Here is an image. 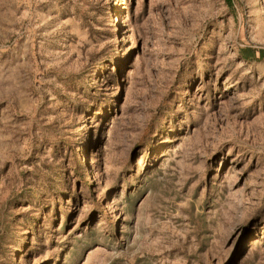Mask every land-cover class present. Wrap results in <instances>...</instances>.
Here are the masks:
<instances>
[{
    "label": "rangeland",
    "instance_id": "1",
    "mask_svg": "<svg viewBox=\"0 0 264 264\" xmlns=\"http://www.w3.org/2000/svg\"><path fill=\"white\" fill-rule=\"evenodd\" d=\"M264 0H0V264H264Z\"/></svg>",
    "mask_w": 264,
    "mask_h": 264
},
{
    "label": "trees",
    "instance_id": "2",
    "mask_svg": "<svg viewBox=\"0 0 264 264\" xmlns=\"http://www.w3.org/2000/svg\"><path fill=\"white\" fill-rule=\"evenodd\" d=\"M260 56L264 58V51H260Z\"/></svg>",
    "mask_w": 264,
    "mask_h": 264
}]
</instances>
